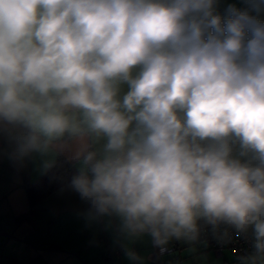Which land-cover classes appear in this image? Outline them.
<instances>
[{"label": "clouds", "instance_id": "clouds-1", "mask_svg": "<svg viewBox=\"0 0 264 264\" xmlns=\"http://www.w3.org/2000/svg\"><path fill=\"white\" fill-rule=\"evenodd\" d=\"M0 133L121 236L227 226L264 264V0H0Z\"/></svg>", "mask_w": 264, "mask_h": 264}, {"label": "crops", "instance_id": "crops-1", "mask_svg": "<svg viewBox=\"0 0 264 264\" xmlns=\"http://www.w3.org/2000/svg\"><path fill=\"white\" fill-rule=\"evenodd\" d=\"M45 172L40 157L19 158L12 137L0 133V264H129L122 244L134 249L142 264H237L232 253L216 257L196 239L166 244L180 245L178 261L158 256L148 234L121 236L118 219L90 218V205L70 182L31 208L24 184Z\"/></svg>", "mask_w": 264, "mask_h": 264}, {"label": "built area", "instance_id": "built-area-1", "mask_svg": "<svg viewBox=\"0 0 264 264\" xmlns=\"http://www.w3.org/2000/svg\"><path fill=\"white\" fill-rule=\"evenodd\" d=\"M196 240L204 243L205 247L211 250L216 257H221L225 251L232 253L237 264L241 256L251 251L249 238L227 226H219L215 229L206 225L202 226ZM179 251L180 245L172 243L158 247L156 253L158 256L170 254L172 261H178ZM114 254L120 256L121 251L117 249Z\"/></svg>", "mask_w": 264, "mask_h": 264}, {"label": "trees", "instance_id": "trees-1", "mask_svg": "<svg viewBox=\"0 0 264 264\" xmlns=\"http://www.w3.org/2000/svg\"><path fill=\"white\" fill-rule=\"evenodd\" d=\"M75 172L76 168L73 162L68 161L64 156L58 157L55 165L46 170L38 181L24 184L30 207L33 208L53 191L69 183ZM11 264L19 263L12 261Z\"/></svg>", "mask_w": 264, "mask_h": 264}]
</instances>
